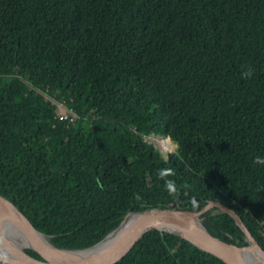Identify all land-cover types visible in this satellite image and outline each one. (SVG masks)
Here are the masks:
<instances>
[{"label": "trees", "instance_id": "obj_1", "mask_svg": "<svg viewBox=\"0 0 264 264\" xmlns=\"http://www.w3.org/2000/svg\"><path fill=\"white\" fill-rule=\"evenodd\" d=\"M151 136L174 151L163 156ZM255 155L264 156V0H0V194L53 245L86 248L129 212L214 199L264 250ZM160 168L173 169L174 193ZM200 218L246 244L220 208ZM115 264L225 263L151 229Z\"/></svg>", "mask_w": 264, "mask_h": 264}, {"label": "water", "instance_id": "obj_2", "mask_svg": "<svg viewBox=\"0 0 264 264\" xmlns=\"http://www.w3.org/2000/svg\"><path fill=\"white\" fill-rule=\"evenodd\" d=\"M213 206L232 216L244 232L245 245L226 242L207 231L200 215ZM151 229L180 236L225 264H264V250L240 216L218 200L210 199L194 210L155 207L129 212L116 228L93 245L67 249L49 242L14 203L0 194V252L6 255L7 264H115ZM16 236L23 239V246L15 242ZM25 249L34 251L39 258Z\"/></svg>", "mask_w": 264, "mask_h": 264}, {"label": "clouds", "instance_id": "obj_3", "mask_svg": "<svg viewBox=\"0 0 264 264\" xmlns=\"http://www.w3.org/2000/svg\"><path fill=\"white\" fill-rule=\"evenodd\" d=\"M251 74V68H248L246 71L241 73L242 77H248ZM253 163L256 165H264V156L255 155L253 157ZM172 175H174V172L171 168H160L157 170V176L163 180V188L169 193H174L176 191L175 180L167 178ZM0 264H7V257L2 252H0Z\"/></svg>", "mask_w": 264, "mask_h": 264}, {"label": "built area", "instance_id": "obj_4", "mask_svg": "<svg viewBox=\"0 0 264 264\" xmlns=\"http://www.w3.org/2000/svg\"><path fill=\"white\" fill-rule=\"evenodd\" d=\"M45 99H48L52 104L55 105V114L60 120L73 122L76 118L75 112L67 105L64 100H59L56 96L43 95Z\"/></svg>", "mask_w": 264, "mask_h": 264}, {"label": "rangeland", "instance_id": "obj_5", "mask_svg": "<svg viewBox=\"0 0 264 264\" xmlns=\"http://www.w3.org/2000/svg\"><path fill=\"white\" fill-rule=\"evenodd\" d=\"M147 141L152 142L165 157L168 155V153L173 152L175 149V144L165 136H151L147 138Z\"/></svg>", "mask_w": 264, "mask_h": 264}, {"label": "bare ground", "instance_id": "obj_6", "mask_svg": "<svg viewBox=\"0 0 264 264\" xmlns=\"http://www.w3.org/2000/svg\"><path fill=\"white\" fill-rule=\"evenodd\" d=\"M14 240H15V242H16L18 245H20V246H23V245H24V241H23V239L18 238V237L16 236V237H14Z\"/></svg>", "mask_w": 264, "mask_h": 264}]
</instances>
